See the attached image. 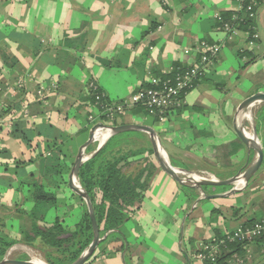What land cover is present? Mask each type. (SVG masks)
<instances>
[{"label": "crops", "instance_id": "0c3cea01", "mask_svg": "<svg viewBox=\"0 0 264 264\" xmlns=\"http://www.w3.org/2000/svg\"><path fill=\"white\" fill-rule=\"evenodd\" d=\"M233 12L238 18L239 0H0V235L31 248L21 238L32 222V181L56 199L43 214L48 225L58 219L71 230L79 221L70 213L73 208L81 216L83 209L68 187L69 176L54 175L40 165L50 156L53 139L36 132L50 137L49 126L61 133L55 145L61 148L65 169H71L94 124L154 129L174 169L227 180L248 168L256 154L240 142L234 121L242 100L264 93V1L256 5L254 41L238 24H230V33L218 28L216 17ZM202 43L217 44L220 52L165 122L157 123L144 107L132 106L108 123L94 105L91 84L109 103L123 102L150 87L152 79L199 65L196 48ZM18 78L24 80L21 91L15 86ZM41 86L46 90L42 102L36 95ZM19 121L33 131L29 146L10 133ZM137 133L123 141L125 148L136 137L150 143L147 134ZM104 134L105 143L113 137L109 131ZM151 161L156 168L139 208L85 264H201L196 259L199 243L264 220V158L246 187L237 182V193L217 199H203L202 192L224 195L232 187L199 191L187 185V190L154 157ZM44 169L51 174L44 176ZM255 241L243 245L227 264L239 258L243 264L263 263L264 245ZM12 246L6 256L14 251L28 256Z\"/></svg>", "mask_w": 264, "mask_h": 264}, {"label": "trees", "instance_id": "16d2710c", "mask_svg": "<svg viewBox=\"0 0 264 264\" xmlns=\"http://www.w3.org/2000/svg\"><path fill=\"white\" fill-rule=\"evenodd\" d=\"M243 1L241 13L238 14V18H236L234 12L222 13L216 18L219 21L218 28L221 31L224 32L223 28L225 25L230 26V24L233 25V23L238 24V28L246 33L250 39L251 33H256L254 25L256 20L255 17L254 20H249L247 14L244 13L246 6L250 4L251 0ZM263 1L264 0H256V5L259 3L261 4ZM233 19L236 21L233 22ZM252 61L253 60L250 62ZM180 68L184 69V67H177L172 74L162 77L161 80L167 78L172 79ZM199 79L200 78L193 81V87L198 83ZM190 90H187L185 93ZM92 98L94 101L93 95ZM38 104L40 105L39 102ZM254 122H256V134H260V142L264 152V105H262L259 112H256ZM112 125H114V123H112ZM11 128V135L26 146H29L33 137V131L28 129L26 125L20 121L14 122ZM48 130L52 131L54 135L52 134L49 137L48 134L41 133L39 130L36 132L37 135L42 134L47 140H50V138L53 139L52 145L50 146L53 147L50 152L51 154L45 160L41 159L40 165L44 168L50 167L54 175L60 176L65 168L60 163L61 148L55 145V141L61 138V133L51 126L48 127ZM133 135L140 136L137 132L114 135L100 150L80 166L77 175L78 183L89 197L91 206L94 209L95 220L100 231V236L108 233L97 248H100L104 243L108 242L110 238H114L123 222L128 220L134 211L139 208L143 199V193L148 187V180L156 168V165L151 161V158H153V151L148 141L150 148L144 146L139 150L133 151H129L125 148L123 141L132 138ZM94 150L93 146L88 147L86 153L91 154ZM138 161H142V165L138 167L133 166L134 169H132L133 167L131 165L133 162L136 163ZM128 170H133V172ZM42 173L44 176H47L46 173L51 174L50 170L45 169ZM31 176L34 178L33 175ZM31 185L33 189L31 196L35 204L30 215V220L32 221L29 228L30 232L23 233V243L32 247L34 246V242L39 240L44 244L48 251L44 257V261L47 264L73 263V261L89 246L93 237V229L86 206L73 229H65L58 219L48 225L45 222L43 214L47 213V208L55 204L56 199L53 195L45 193L43 186L38 182L32 181ZM185 187V189L190 190L187 188V185H185ZM227 187L228 186H218V188L221 189H227ZM208 188L211 187L203 186L202 190L207 191ZM38 209L43 210V212L40 213ZM38 222L43 223V226L39 227L37 224ZM261 240L262 238H259L255 243L259 245ZM15 243L16 241L12 240L10 242L0 235V260L6 255V251ZM243 245L245 244L240 242L228 244L227 247L222 250L217 264H227L226 260L233 254H241L244 247ZM41 251L44 250L41 249ZM261 264H264V262Z\"/></svg>", "mask_w": 264, "mask_h": 264}, {"label": "built area", "instance_id": "2783aa9c", "mask_svg": "<svg viewBox=\"0 0 264 264\" xmlns=\"http://www.w3.org/2000/svg\"><path fill=\"white\" fill-rule=\"evenodd\" d=\"M239 2L242 7L244 1L239 0ZM256 4V0H251L250 4L246 6L244 13L247 14L249 20H254L256 15ZM231 29L233 28L228 25H225L223 28L226 33H230ZM256 38V33H251L250 39L254 41ZM220 49V46L217 44H200V46L196 48L201 54L202 62L199 65L191 68H180V71L177 70V74H175L172 79H152L149 88L139 89L137 92L131 94L127 100L120 103H109L106 101L105 95L99 91L98 87L91 84L89 89L94 96V105H96V108L100 113L105 116L108 123L119 120L126 114V110L132 106L144 107L148 116L155 118L157 123H163L167 120L168 115L172 112L173 108L181 105V98L186 94L185 92L187 90L192 89L193 81L201 78L213 65L214 58L220 52ZM1 77L2 73L0 69V78ZM23 85L24 80L18 78L15 82L18 91L24 89ZM0 90L2 89L0 88ZM36 95L38 100L42 102L46 96L45 88L42 86L38 87ZM8 129H10L9 125L7 127V130ZM105 131H109L110 133L109 129H99L94 132V143H97L98 148L105 143V141L100 143V139ZM199 178L201 177L199 176ZM206 179L216 180L209 174ZM259 238H262L261 243L264 245V220L253 222L248 227L240 226L233 232H225L221 236L215 237L208 242L199 243L196 259H198L201 264H217L222 250H224L228 244L238 242L247 244L254 240H258ZM230 264H243V261L239 258L235 259L234 262Z\"/></svg>", "mask_w": 264, "mask_h": 264}, {"label": "water", "instance_id": "95a60500", "mask_svg": "<svg viewBox=\"0 0 264 264\" xmlns=\"http://www.w3.org/2000/svg\"><path fill=\"white\" fill-rule=\"evenodd\" d=\"M256 105H264V93L262 92H256V94H253L244 100L238 105L236 109V121L234 125V131L237 135L238 139L241 143H243L248 149L253 151L256 154L255 160L252 162V164L246 168L242 173L237 175L236 177H232L227 180H210L206 178H200L194 180L191 175H193L191 172H187L185 170L181 169H174L171 165H169L166 157L161 154L160 148L163 150L162 145H160V141L157 137L156 131L148 126H143L139 124H130V125H116L112 127H108L102 124H95L94 128L91 130V133L89 134L88 140L82 145L81 149L76 155V158L73 161L72 164V170L68 177V187L73 190L85 203V206L88 210V214L91 221V227L93 229V237L92 241L89 244V246L85 249V251L71 264H85L88 262L96 252V248L98 247L99 243L103 241L107 234L100 236V231L98 229V226L96 224L95 215H94V209L91 206V202L87 194L84 192V190L80 187L79 184L75 185L74 180L77 181V175L80 169V166L87 160H89L98 150H100L103 146L101 145L99 148L96 149L89 157L85 156V150L90 147V145L94 142V132L98 131L99 129H109L110 130V137L120 134V133H132V132H142L149 136L150 145L152 146L153 151V157L155 158V161L157 165H159L160 169L166 173L171 179L174 181L182 184V185H189L195 190L198 189L199 191L202 190L203 186H210V187H216V186H228L232 187L227 194H217V195H207L202 192V198L203 199H217V197H226L233 195L239 191L238 188H236L237 182H241L244 184V187L248 185V182L257 174L259 169L262 166V161L264 158V152L261 143L257 140V134L255 130V126L252 124V133H253V139L249 138L245 132L244 127L242 126V120L243 115L245 113H250ZM179 173L186 174V177L180 176ZM241 188V189H242ZM0 264H35L33 261H23V260H16V259H7L4 258L2 261H0Z\"/></svg>", "mask_w": 264, "mask_h": 264}, {"label": "rangeland", "instance_id": "374dc122", "mask_svg": "<svg viewBox=\"0 0 264 264\" xmlns=\"http://www.w3.org/2000/svg\"><path fill=\"white\" fill-rule=\"evenodd\" d=\"M37 100V99H36ZM38 101V100H37ZM262 106V105H261ZM256 108H260V106L259 107H255V108H253L252 109V111H251V123L250 122H248V121H246V120H242L241 122H242V126L244 127V129L247 131V132H252V124L256 127V125H255V122H254V114H255V110H256ZM150 118V117H149ZM151 119V118H150ZM235 121H236V116H235ZM93 126H95V124L93 125ZM147 138L146 137H144V139L142 140L141 138H138V137H136V138H133V139H130L128 142H127V144H126V146H127V150H129V151H133V150H139L140 148H142V147H149L150 148V145H148V142H147ZM257 140H258V136H257ZM259 141V140H258ZM160 145H162L163 146V148H165V144L162 142V140H161V142H160ZM93 146V148L96 150V148H97V143H95V144H93L92 145ZM152 147V146H151ZM85 156H87V157H89L90 156V154H87L86 153V151H85ZM75 158H76V155H75ZM75 158H73V159H75ZM152 160H153V158H152ZM74 161V160H73ZM253 162V161H252ZM141 164H139V165H142V161L140 162ZM133 164H135V163H133ZM138 165V166H139ZM132 166V165H131ZM134 166V165H133ZM132 166V167H133ZM71 167V169L69 168V169H65L64 170V172L63 173H65L66 174V176H69L70 175V173H71V170H72V165L70 166ZM134 168V167H133ZM128 171H130L131 172V170H128ZM193 174V173H192ZM195 174H197L198 176H200L201 178H208V174L209 173H206V172H203V173H195ZM194 174V175H195ZM179 175L180 176H183V177H186L187 175L185 174H183V173H179ZM210 175V174H209ZM212 176V175H211ZM77 182H78V180H77ZM79 184V183H78ZM77 196V199H79L81 202V205H82V209L83 210H85V203H84V201L78 196V195H76ZM70 208V207H69ZM70 213L71 214H74L75 215V219H74V222H77L78 220H79V218H80V212H78V210H76V209H73V208H71L70 209ZM23 239H24V237L23 238H21V241H22V243H23ZM13 239H9V241L11 242ZM19 244H13V246L12 247H15V248H19V247H21L22 245H19ZM17 246V247H16ZM26 249V251L28 252V256L27 255H24L23 253H21L20 251H14L11 255H8V256H4L2 259H4V258H7V259H9V260H11V259H16V260H23V261H31L32 260V258H33V256H35V257H37L38 256V258H40V259H42L43 261L45 260L44 259V257H45V255L48 253V251H47V248H45V245L44 244H42L39 240H36L35 242H34V246H32L31 248H27V247H25ZM41 249H43L44 251H41ZM17 250V249H16ZM39 252V253H38ZM9 257V258H8ZM2 259L0 260V261H2ZM45 262V261H44ZM46 263V262H45ZM47 264V263H46Z\"/></svg>", "mask_w": 264, "mask_h": 264}, {"label": "bare ground", "instance_id": "6f19581e", "mask_svg": "<svg viewBox=\"0 0 264 264\" xmlns=\"http://www.w3.org/2000/svg\"><path fill=\"white\" fill-rule=\"evenodd\" d=\"M243 119L244 120H246V121H248V122H250L251 121V114L248 112V113H245L244 115H243ZM251 123V122H250ZM244 132H245V134L249 137V138H252L253 139V133L252 132H247L245 129H244ZM106 138H107V136L104 134L102 137H101V139H100V143H103L105 140H106ZM160 152H161V154H163L164 155V151L160 148ZM191 177L194 179V180H196V179H200L199 178V176L197 175V174H193V175H191ZM74 184L75 185H77L78 184V182L76 181V180H74ZM19 246V245H18ZM17 247V246H16ZM21 248H23V249H26V248H24V247H21ZM15 253V252H14ZM39 253V252H38ZM9 258V257H8ZM31 261H33V263H35V264H46L42 259H40V258H38V256L37 257H35V256H33V258H32V260Z\"/></svg>", "mask_w": 264, "mask_h": 264}]
</instances>
